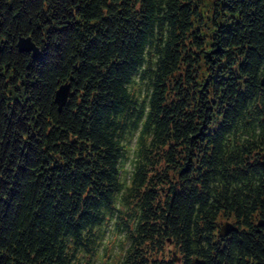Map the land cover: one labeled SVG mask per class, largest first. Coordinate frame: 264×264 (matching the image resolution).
Masks as SVG:
<instances>
[{
    "label": "trees",
    "instance_id": "16d2710c",
    "mask_svg": "<svg viewBox=\"0 0 264 264\" xmlns=\"http://www.w3.org/2000/svg\"><path fill=\"white\" fill-rule=\"evenodd\" d=\"M263 76L264 0H0V264H264Z\"/></svg>",
    "mask_w": 264,
    "mask_h": 264
},
{
    "label": "rangeland",
    "instance_id": "374dc122",
    "mask_svg": "<svg viewBox=\"0 0 264 264\" xmlns=\"http://www.w3.org/2000/svg\"><path fill=\"white\" fill-rule=\"evenodd\" d=\"M209 2V1H208ZM210 3H205L202 6V12L205 16L210 14ZM132 86L134 93L139 97L140 100H146V84L145 82H137ZM138 132H134L129 134L123 140V144L126 148V159L122 164V173L121 178L125 183H129L133 168L135 157V146L137 140ZM227 222V221H221ZM114 221L108 222L101 229L102 239L100 241V245L98 247V252L92 264H119L120 254L122 253V244L124 243V233H118L114 228ZM166 253L170 254L172 251V247L165 248Z\"/></svg>",
    "mask_w": 264,
    "mask_h": 264
},
{
    "label": "water",
    "instance_id": "95a60500",
    "mask_svg": "<svg viewBox=\"0 0 264 264\" xmlns=\"http://www.w3.org/2000/svg\"><path fill=\"white\" fill-rule=\"evenodd\" d=\"M17 49L20 53H28L31 54L32 58H37L40 55V49L37 47L31 40V38H20L17 42ZM261 86H264V76L260 82ZM70 94V86L67 84L61 85L58 90L55 93L54 97V104L57 105L58 111H61V109L66 104V101ZM248 124V123H246ZM261 165L264 166V153H262L259 157ZM264 221L259 223L258 226H263ZM236 228H234L230 223L223 222L221 224V227L219 229L218 235L220 237L227 236L230 232L235 231ZM175 256V254H173ZM175 262H179V258L175 259ZM193 264H204L203 261H199L197 259L193 260Z\"/></svg>",
    "mask_w": 264,
    "mask_h": 264
},
{
    "label": "flooded vegetation",
    "instance_id": "af4514ba",
    "mask_svg": "<svg viewBox=\"0 0 264 264\" xmlns=\"http://www.w3.org/2000/svg\"><path fill=\"white\" fill-rule=\"evenodd\" d=\"M227 222L230 223L236 229H235V231L230 232L227 236L220 237V239H222V240H227V239H230V238L232 239V237L234 235H237V237H239L240 239H241V236H245V237H247V240H250L251 242H252V240L258 239L251 232V229L248 228V227H245L243 224L242 225L241 224H237L236 222H232V221H227ZM222 223L223 222L219 223V225L217 227V230H216V234L219 232V229H220ZM259 233H262L264 235V226L256 228L255 234L257 235ZM259 249L263 250L262 248L259 247V245L249 243L248 247H247V250H246L247 253L245 252V249H244L243 252H241V255H243L245 258H250V257L254 256V253L252 251L259 250ZM172 255H173V252H172ZM254 264H259V263L255 262Z\"/></svg>",
    "mask_w": 264,
    "mask_h": 264
}]
</instances>
